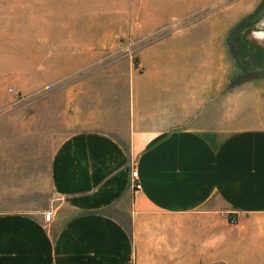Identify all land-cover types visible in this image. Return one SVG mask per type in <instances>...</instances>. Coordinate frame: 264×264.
Listing matches in <instances>:
<instances>
[{
    "label": "crops",
    "instance_id": "crops-1",
    "mask_svg": "<svg viewBox=\"0 0 264 264\" xmlns=\"http://www.w3.org/2000/svg\"><path fill=\"white\" fill-rule=\"evenodd\" d=\"M153 54L119 122L53 152L46 205L0 211V264H264V76L232 87L209 46Z\"/></svg>",
    "mask_w": 264,
    "mask_h": 264
},
{
    "label": "rangeland",
    "instance_id": "rangeland-1",
    "mask_svg": "<svg viewBox=\"0 0 264 264\" xmlns=\"http://www.w3.org/2000/svg\"><path fill=\"white\" fill-rule=\"evenodd\" d=\"M194 44L264 70V0H0V211L44 207L61 141L112 128L132 73ZM210 236L199 234V262Z\"/></svg>",
    "mask_w": 264,
    "mask_h": 264
},
{
    "label": "trees",
    "instance_id": "trees-1",
    "mask_svg": "<svg viewBox=\"0 0 264 264\" xmlns=\"http://www.w3.org/2000/svg\"><path fill=\"white\" fill-rule=\"evenodd\" d=\"M245 22H246V19L240 23V26L242 24H244ZM255 46L257 49L260 50L259 53L261 54L262 51L264 50V47H262L261 45H258V44H256ZM235 58H236V56H235ZM261 58H262V54L259 55V60H261ZM260 76H264V70L262 67H259L256 70H251V69L243 68L242 66H240V72L234 78V80L232 82V87L238 85L240 82H242L246 79L256 78V77H260Z\"/></svg>",
    "mask_w": 264,
    "mask_h": 264
},
{
    "label": "built area",
    "instance_id": "built-area-1",
    "mask_svg": "<svg viewBox=\"0 0 264 264\" xmlns=\"http://www.w3.org/2000/svg\"><path fill=\"white\" fill-rule=\"evenodd\" d=\"M131 182L134 186L135 189H141L142 187V184L141 182L139 181V173L136 169H134L132 171V174H131ZM51 218H52V213L51 212H46L44 214V219L47 221V222H50L51 221Z\"/></svg>",
    "mask_w": 264,
    "mask_h": 264
}]
</instances>
